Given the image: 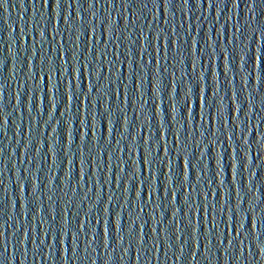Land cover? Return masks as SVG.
<instances>
[{"label": "water", "instance_id": "obj_1", "mask_svg": "<svg viewBox=\"0 0 264 264\" xmlns=\"http://www.w3.org/2000/svg\"><path fill=\"white\" fill-rule=\"evenodd\" d=\"M0 264H161L101 0H0Z\"/></svg>", "mask_w": 264, "mask_h": 264}]
</instances>
